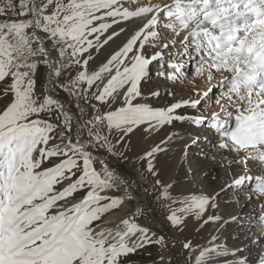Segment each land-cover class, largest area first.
<instances>
[{
    "label": "snow or ice",
    "instance_id": "obj_1",
    "mask_svg": "<svg viewBox=\"0 0 264 264\" xmlns=\"http://www.w3.org/2000/svg\"><path fill=\"white\" fill-rule=\"evenodd\" d=\"M129 21L134 26L126 39L90 68L94 53L125 32L114 26ZM171 48L179 49L173 59L180 62L168 61L172 72L160 75L185 81L191 65V78L204 80L207 90L164 108L141 102L150 66ZM70 68L77 69L75 75L67 73L71 79L55 83L53 90L91 108L87 120L77 121L75 139L73 115L64 103L47 88L37 92L42 69L53 84ZM0 98L8 100L0 107V264H126L139 249L164 248L165 241L138 223L139 210L111 227L96 224L118 210L124 197L110 194L115 173L92 149L127 160L115 144L127 146L129 134L187 122L214 130L218 147L236 154L233 163L248 169L255 162L264 172V0H0ZM206 106L218 110L206 113ZM172 139L169 134L141 155L152 177L159 174L158 154ZM247 184L264 199V175L245 171L225 187ZM171 187L154 180L173 227L188 215L202 221L200 227L219 220L205 216L216 208L214 197L174 200ZM258 222L264 229V216ZM216 241L213 235L205 247L185 242L183 248L192 264H213L214 256L228 254ZM159 260L167 264L163 254Z\"/></svg>",
    "mask_w": 264,
    "mask_h": 264
},
{
    "label": "rangeland",
    "instance_id": "obj_2",
    "mask_svg": "<svg viewBox=\"0 0 264 264\" xmlns=\"http://www.w3.org/2000/svg\"><path fill=\"white\" fill-rule=\"evenodd\" d=\"M131 22L133 21H129V22L114 26L117 29L125 26L124 27L125 32L122 33L119 37L115 38L114 41L109 42V45H106L105 48L101 49L99 53L94 54L96 55L95 56L96 58L94 57V60L90 62V68H95L96 66H98V64L102 62L112 50L116 49L126 39L127 35L130 34V32L132 31L133 26L130 27ZM147 51L151 53V51L153 50L148 49ZM170 51H171V54H167L166 50H164L165 52L164 60L160 61V63L158 64L154 63L153 65H151L150 66V77L146 79L145 81H142L141 89L144 92V94L147 93L144 96V100L150 101V99L152 98L150 93L154 90H159V91H163L162 96L167 100L165 102V105H169L171 103H174L177 100L187 99L189 96L185 95L184 90L186 88L187 89L189 88L190 90H193V91H196L197 89H199L201 92L206 91L205 88L207 86H205L204 88H201L200 86L201 84L200 80L202 79L193 80L191 78V65H189V74H188L189 78L185 81H180V80L171 81V80L166 79L164 76L160 75L161 72H165V73L172 72V69L167 67L168 61H171L173 63L180 62L177 59H173V57L175 56V53L179 51V49L175 48V50H170ZM76 71H77L76 68L67 69L65 72H62L61 76L57 80H54L53 84L47 83L46 76L48 74L45 70L42 69L41 72L37 76L38 94H42L45 88L49 89L50 94L58 98L62 103H64L66 108H68V111L74 116V119L72 121L73 139H75L74 138L75 132L77 131V128H76L77 121L79 120L80 122H82L83 120H87L91 115V108L89 104H86L83 100H77L75 97H69L67 93L59 89L53 90V88H54L55 83H59L60 81L66 82L67 80L71 79V75H75ZM67 73H71V75H68ZM217 82L218 81H213V83H217ZM179 87H181V91H178ZM215 94H216V90L214 89L213 98L215 97ZM7 102H8L7 98H0V107H2ZM92 103H96V102L92 101ZM77 105H79V107H77ZM81 108L84 110L83 112L80 111ZM217 110H218V106H206L205 107L206 113H211L212 111H217ZM180 111L184 114H188V113H191L193 110L182 109ZM44 118H47V117L45 116ZM192 128L197 129L194 125H191L187 122L185 123L174 122L173 125L165 126L164 128H162V130L165 129L166 131H170L171 129L172 130L174 129L177 131L179 130L180 133H184L186 131H189L190 129L192 130ZM210 131L213 135L211 137V140H210V136L207 135L206 143L204 142L199 146L200 142H198L197 140V142L194 144V148L203 149L204 147L209 146V144L214 141L215 137L218 138L216 139V142L219 141V137L217 133L214 130H210ZM156 136H157V132L146 133L143 136V141L146 143L145 147L147 149L155 145L153 138H156ZM179 138H180V135L173 137V139L167 145L164 146L166 148V151L159 153V155L157 156V160L155 162L156 168L159 171V174L157 177H152L150 174L146 173V171L144 170L143 161L140 159L143 152H141L142 154L140 153V154L132 156L131 154H129V152H127L126 144L123 142L120 144H115V150L117 152H120V151L125 152V154L128 157L127 160H123L117 156L108 154L104 152V150L102 149L101 150L92 149V151L94 155L101 156L100 159L102 158L103 161L105 160V162L108 164V166L111 169L116 170L121 175H123V177L126 178V180L128 181L129 185L131 186L132 190L135 193V197L138 203L137 201L133 202L130 199H128V194L126 193V191H124L120 187H117L115 184L116 186L115 190L111 191L110 194L113 196L124 197L123 204L124 206L126 205L124 208L126 209V212L125 213L122 212V214L123 215L126 213L131 214L132 212H134L135 203H136V210H139L140 212V215L137 217V219L143 223H146L147 225H150V227H152L153 229H155V231L158 232L160 237L164 238V241L168 246V250L165 253V257L167 254L168 259H169V264H192L191 253H189L183 247H181L180 249L178 248V244H177L178 239L176 238L177 234L173 231L171 227L172 225L166 220L168 209L165 208L162 205V203L157 199V192L154 189V180L160 179L162 175L161 171L163 170L166 171V169L168 168L169 161L171 159V156L174 153V148L178 144ZM113 143L115 142L113 141ZM190 145H193V143L191 142ZM212 156L219 159V162H218L219 163V171H218L219 173L211 177L209 176L210 178L208 177L209 179L207 183L205 184L206 187H209L208 188L209 190L207 189L208 190L207 192H209L208 196L210 197H211L210 191L216 188L214 183L217 184V182H219L221 179V171L229 170L230 172L233 173L231 174L233 178L238 174H242L240 172L247 171V169H244L242 165L235 164L232 162L233 159L236 158L235 153H229L228 150H223V151H220L219 154H216L213 152L209 155V157H212ZM163 160H167L166 164L162 163ZM97 167H99L98 163H97ZM248 172L249 174H252V175H264V172L257 171L255 162H249ZM193 178L190 177V180H192V182L194 183L195 181ZM229 180L232 181V179H229ZM173 183L172 184L174 186L172 185V188H170L169 191L171 193L172 199L174 200L187 199L189 196L187 197L183 195L179 197L178 195H181V193L188 191L192 187L195 188V185H193L189 181L188 178H186V180L178 179L177 181H174ZM254 186H255L254 184H247L242 188H234V190L237 192V193L235 192V194L238 196H236L235 198L231 200H227V197H224L225 195H223L221 192L218 191L214 197L216 208L215 209L209 208L208 212L205 213V216L215 215L219 217V220L215 222H209L205 226H206V229H208V232H214V230L218 228V230L216 231V234H219L218 236L220 237L219 238L220 243H218L217 246L220 248H223L228 253L227 255L214 256L213 264H225V262L228 261L229 259H236L235 262H232L231 264H237L238 259H243L246 262V264H251L248 261V259H250L249 255H243V256L240 255V253H242L243 251L242 250L243 246L239 247V244L235 243V238H236L235 227L236 229L240 231V226L243 228V226L250 225L251 220L248 219L250 216H245V214L241 215L240 222H237V224H234L236 226L232 227L231 222H229V219H226L227 215L221 214L220 210L222 208L220 207H221V203L223 202L230 203L231 205H237L239 202L242 201V198H244L247 194L251 195L250 196L251 198L253 196V199L250 200V204L248 206L252 208L255 213L254 215H251L253 218L252 220L253 225L251 226H254L253 228L257 230H251L250 235L248 234V237L250 236V238L254 239L255 241L258 240L259 237L260 238L264 237V230L261 232L262 228L258 227L259 226L258 218L261 216H264V199H261L259 196L254 195L250 191V189L254 188ZM200 188H203V185H201ZM195 190L197 191V188ZM211 192L213 194V191ZM80 195H81L80 193H77L76 198L79 199ZM177 206L178 205H172V208H175ZM119 210L120 208L113 212L119 213L121 212ZM107 215L108 214H106L105 216ZM105 216H103L100 221H97L96 224L100 225L101 227H106V226L111 227V224L105 225L103 223V219ZM243 229H245V227ZM263 244H264V240L262 243L258 244L259 245L258 248L254 250V256L259 255L261 253H262V257L264 256V245ZM261 247H263L262 252L260 250ZM233 252L237 254L234 256L232 255ZM159 254H163L164 256L163 248L159 247L158 245H150L143 249H139L134 254L129 255L126 258V264H161V261L159 260ZM254 258L257 259L256 257ZM260 259L262 258L260 257ZM260 259L258 257V260L255 261L256 263L254 262L252 264H258ZM262 261L264 260H261V262ZM227 264H230V263L227 262Z\"/></svg>",
    "mask_w": 264,
    "mask_h": 264
},
{
    "label": "bare ground",
    "instance_id": "obj_3",
    "mask_svg": "<svg viewBox=\"0 0 264 264\" xmlns=\"http://www.w3.org/2000/svg\"><path fill=\"white\" fill-rule=\"evenodd\" d=\"M133 24H134V22H131L130 27L134 26ZM123 27H125V26H123ZM165 50H166L167 54H171L170 50H175V48L165 49ZM95 56L96 55H94V57ZM99 59H101V58H99ZM46 77L48 78V75ZM200 82H201V84H200L201 88H204L205 86L208 87L207 83L204 80H200ZM200 86H199V88H200ZM207 87L205 88V90H207ZM178 91H181V87L178 88ZM184 91H185L186 96H189L190 93L194 92L193 90H190L189 88L188 89L186 88ZM159 92H160V96L159 97H153L152 96L150 101L144 100V96L147 94V93H145L143 95V97L141 98V102L150 103V105L153 107H160V108L167 107L168 105H165V102L167 100L162 96L163 91H159ZM145 99H146V97H145ZM65 108H66V106H65ZM66 109H68V108H66ZM73 119H74V116H73ZM76 128H75V130H76ZM145 134L146 133L142 132V130H136L134 133L129 134V137L126 138V141H127L126 149H127V152H129V154L134 156V155L140 154L141 152H144L145 150H147V148L145 147L146 143L143 141V136ZM169 134H171L173 137L180 135V138L178 139V144L174 148V153L171 156V159H170L169 164H168L169 165L168 168L166 169V171L165 170L161 171L162 175H161L160 179L163 180V182H165V183H170L171 185H173L174 184L173 182L177 181L178 179L179 180L180 179L186 180V178H188L189 181L193 185H195V188L194 187H192V188L190 187L191 189L187 188L189 190L181 193V195H178L179 197L183 196V195L188 197V196L193 195V194L208 196L209 192H207V191L209 190L208 189L209 187H206L205 184L207 183L208 179L211 176H214L215 174L219 173L218 172L219 171V163H218L219 159H217L213 156L209 157V155L213 152L216 154H219L220 151L227 150V149H220L218 147L219 141L216 142V139H218L216 137L214 138L215 142L214 141L211 142L209 144V146H206L203 149L194 148V144L190 145L193 138H196V137H199L198 138V142H200L199 146L204 142L206 143V141H207L206 136L207 135L210 136V140H211V137L213 136L211 131L208 129H204V128H199V129L198 128L197 129L192 128V130L190 129L189 131H186L184 133H180L179 130L177 131L174 129L173 130L171 129L170 131H166L165 129L164 130L160 129L159 131H157L156 138H153L154 144L159 143L161 140L165 139ZM116 135L117 134L114 133L110 137V139L114 142L116 140ZM212 144H213V146H212ZM185 145H187V148H185ZM211 147H212V149H211ZM100 157L101 156H98V155L96 156L98 161H100L102 159V158L100 159ZM163 161H162V163L166 164L167 160H163ZM189 168H190V170H189ZM111 170L115 173L116 178L114 180V183L116 184V186L120 187L124 191H126V193L128 194V197L129 196L132 197V199H130V200L133 202H136L137 200L135 197V193L132 190L129 183H127L128 181L123 180V179H119V175H121V174L116 170H113V169H111ZM247 171H248V169H247ZM243 172H245V171H243ZM243 172H240V173H243ZM231 174H233V173L230 172L229 170L221 171L220 181L217 182V184L214 183L216 188H214V189L212 188L213 190H211V191H213V194L210 191L211 197H215V195L218 191L221 192L223 195H225L224 197H227V200H231V199L235 198L236 196H238L235 194L236 191L234 190V188L225 187L226 185L231 183V181L229 179H233V176H231ZM190 177H192V178L194 177L193 178L195 181L194 183L192 182V180H190ZM124 181L126 182L125 184H124ZM201 185H203V188H200ZM128 186L130 187V190L133 192L134 195L130 194V192L128 191V188H127ZM207 186H208V184H207ZM196 188H197V191L195 190ZM221 188H224V191H221ZM250 196L251 195L247 194L244 198H242V201L239 202L237 205H231L230 203H226V202L221 203L220 208H222V209L220 210V212L223 215H227V218L226 217L225 218L229 219V222H231L232 227L236 226L234 224H237V222H240L241 215L245 214V216H250L249 218L247 217L248 219L251 220L250 225L243 226V228L245 227V229H243L240 226V231H239L235 227V231H236L235 243L239 244V247L243 246V248H242L243 251H242V253H240L241 256L249 255L250 259H248V261L251 264L254 263L256 260H258V257H259V259L261 257L262 259H260V261L258 263V264H261V260H264L263 259L264 256L262 257V253L254 256V250L256 248H258V246H259L258 244L263 242L264 237H261V238L259 237L258 240H256V241L254 239L250 238V236L248 237V234L250 235L251 230H257V229L253 228L254 226H251V225H253V221H252L253 218L251 215H254L255 213H254V210L248 206L250 204V200L253 199V196H252V198ZM137 203H138V201H137ZM125 206H124V204L121 205L120 210H119L121 212H119V213H114V212L108 213V215L104 217L103 223L105 225L111 224V226H113L115 222H117L119 219H121L125 215V214L124 215L122 214V212L123 213L126 212V209H124ZM137 207H138V205H137ZM135 211H136V206H135ZM233 217H235V219H233ZM137 221L140 225H143V226L155 231V229L150 227V225H147L146 223H143L138 219H137ZM201 223H202V221L195 219L194 216L188 215L184 218L183 223L178 228L171 226L173 231L177 234L176 238L178 239L177 244H178L179 249L181 247H183V244L185 242H191L192 245L198 246L201 248L205 247V246H207L208 241L210 240L211 236H213V235L217 236V241L215 243L216 244L220 243V241H219L220 237L218 236L219 234H216V231L218 230V228H216V230H214V232H208V229H206L205 225L203 227H200ZM106 227H109V226H106ZM258 227L260 228V226H258ZM263 230L264 229H261V232ZM165 245H166L165 252H163L164 257H165V253L168 250V246L166 243H165ZM263 245H261V246H263ZM262 249H263V247H261V249H260L261 252H262ZM236 254L237 253H235V255ZM254 257H256L257 259H255ZM235 260L236 259H229L228 261L225 262V264H227V262H229L231 264L232 262H235ZM165 261H167V264H169V259H168L167 254L165 257Z\"/></svg>",
    "mask_w": 264,
    "mask_h": 264
},
{
    "label": "water",
    "instance_id": "obj_4",
    "mask_svg": "<svg viewBox=\"0 0 264 264\" xmlns=\"http://www.w3.org/2000/svg\"><path fill=\"white\" fill-rule=\"evenodd\" d=\"M96 156V155H95ZM102 160V159H101ZM119 179H123V180H126L122 175H119ZM127 181V180H126ZM123 183V182H122ZM126 182L124 181V184H125ZM128 183V182H127ZM128 188V191L130 192V194H133V192L130 190V187L128 186L127 187ZM134 195V194H133ZM135 206H136V203H135ZM135 211V210H134ZM143 226V225H142ZM145 227V226H144ZM149 229V228H148ZM151 232H153V233H155L156 234V236H159L158 235V233L156 232V231H153V230H151V229H149ZM159 246V245H158ZM160 247V246H159ZM163 252H165V247L163 248Z\"/></svg>",
    "mask_w": 264,
    "mask_h": 264
}]
</instances>
